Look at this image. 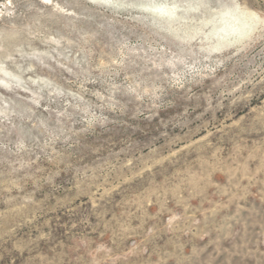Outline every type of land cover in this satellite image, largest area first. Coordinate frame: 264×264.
Masks as SVG:
<instances>
[{"label":"rangeland","instance_id":"obj_1","mask_svg":"<svg viewBox=\"0 0 264 264\" xmlns=\"http://www.w3.org/2000/svg\"><path fill=\"white\" fill-rule=\"evenodd\" d=\"M0 264H264V0H0Z\"/></svg>","mask_w":264,"mask_h":264},{"label":"bare ground","instance_id":"obj_2","mask_svg":"<svg viewBox=\"0 0 264 264\" xmlns=\"http://www.w3.org/2000/svg\"><path fill=\"white\" fill-rule=\"evenodd\" d=\"M168 13V12H167ZM246 16L248 17V18H250V19H257V17L254 15V14H252V13H248V12H246ZM232 32H237L238 31V29H235V28H229ZM223 34L221 33V36H222ZM224 36V35H223Z\"/></svg>","mask_w":264,"mask_h":264}]
</instances>
